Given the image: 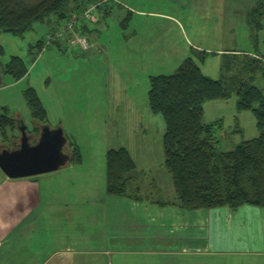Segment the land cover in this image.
<instances>
[{"label": "rangeland", "instance_id": "1", "mask_svg": "<svg viewBox=\"0 0 264 264\" xmlns=\"http://www.w3.org/2000/svg\"><path fill=\"white\" fill-rule=\"evenodd\" d=\"M77 1L80 4L84 0ZM256 2L113 0L109 2L108 15L95 10L93 21H78L70 30L66 27L71 20L54 25L51 17L50 21L34 23L21 37L0 33V65L6 64L11 56H17L28 71L18 81L0 73V108L6 107L11 117L22 121L30 131L40 126L31 118L23 99L24 90L34 89L47 110L46 125L62 129L68 142L76 146L83 157L80 167L70 164L76 173L75 186L65 191L67 232L72 230L67 233V247L88 243L90 237L99 239L101 233L97 232L104 229L94 220L96 215L105 214V207L97 205L90 195L79 197L84 190L78 184L96 180V186L99 181L104 186L97 162L100 165L104 162L107 150L125 148L135 157L136 170H143L139 183L150 189V194L141 191L143 195L174 200L171 179L163 165L164 122L148 107L149 78L170 75L184 59L191 58L205 76L217 80L221 77L223 53L264 57V17L259 30H251L247 24V14ZM134 11L162 13L169 18L138 16ZM206 17L210 20L205 21ZM125 18L130 22L129 29ZM76 26H84L86 32L80 34L83 30H77ZM40 40L43 44L39 52L36 48L30 49ZM253 84L263 89L264 78L258 75ZM202 121L205 124L221 122L216 133L220 151H230L241 141L258 136L252 113L238 111L234 95L226 100L206 102ZM69 150V146L64 148L67 154ZM66 170L63 167L45 178L52 185L58 174ZM201 212L206 214L207 211ZM232 219L223 232L213 220L204 226L211 246L222 242L215 246L226 252L192 257V262L199 259L205 264L264 263V257L245 254L247 250L257 249V244H251L254 230L249 225L238 230L235 218ZM196 223L199 222L193 225ZM166 224L173 225L162 219V225ZM191 229L195 237H201L200 225L188 227ZM104 241L105 238L98 240Z\"/></svg>", "mask_w": 264, "mask_h": 264}, {"label": "trees", "instance_id": "2", "mask_svg": "<svg viewBox=\"0 0 264 264\" xmlns=\"http://www.w3.org/2000/svg\"><path fill=\"white\" fill-rule=\"evenodd\" d=\"M109 1L84 0L78 4L77 0H0V33L21 37L36 22H47L51 17L54 25L62 20L69 22L87 6L98 3V10ZM262 17L264 0H257L247 14L249 28L259 30ZM42 44L43 41H37L30 49L39 52ZM222 58L221 77L217 80L205 76L191 58L184 59L170 75L149 78V110L160 115L164 122L163 165L171 179L175 205L187 212L221 208L236 211L242 206L264 210V88L253 84L258 75L264 78V57L231 52L223 53ZM0 73L18 81L26 75L27 68L20 57L11 56L6 64L0 65ZM232 95L236 97L238 111L252 113L258 136L241 141L230 151H220L216 133L221 122L203 123V105ZM23 99L31 118L41 126L46 125V114L36 92L27 88ZM17 121L7 108H0V142L5 147L16 142ZM67 146L71 148V161L79 163L78 148L70 142ZM134 175L135 167L126 150L106 151L107 195L137 200V193L129 189Z\"/></svg>", "mask_w": 264, "mask_h": 264}, {"label": "crops", "instance_id": "3", "mask_svg": "<svg viewBox=\"0 0 264 264\" xmlns=\"http://www.w3.org/2000/svg\"><path fill=\"white\" fill-rule=\"evenodd\" d=\"M109 2L99 9L104 15L111 12ZM123 7L126 6L123 5ZM133 14L138 16L147 14L151 18H169L162 13L134 11ZM125 20L129 29L130 22L128 18ZM209 20L208 17L205 18V21ZM79 30H85V27ZM37 96L48 121L47 110L39 95ZM20 122L22 121L19 120L16 124ZM40 127L41 125L33 127L31 131L26 128L27 134L34 137L31 141L36 142ZM35 131L38 133L36 134ZM14 135L17 136L16 142L10 147H5L0 142V149L15 148L20 136L16 127ZM69 142L67 139V143ZM126 152L135 167V175L129 184V189L130 192L137 193L138 199L128 196L113 197L105 193L104 155V162L101 165L97 162L98 172L104 179V186L100 184V181L96 186V180L90 181V184H78V187L82 186L84 190L79 197L90 195L91 199L98 202L97 205L105 207V214L96 215L94 220L102 224L104 229L97 232L101 233V236L99 239L96 236L94 238L96 241L90 237L88 243H79L77 246L67 247L66 245L67 233L72 230L67 232L68 202L65 191L67 187L75 186L76 173L73 172L70 164L80 167L83 159L80 153V162L74 163L70 159L64 166L68 170L64 174H58L52 185L45 178L49 173L9 179L0 171V264H205L202 260L192 262L191 259L226 252L215 246L221 245L222 242L211 246L210 235L204 234L205 224L213 220V223L223 232L233 220L232 218H235L238 230L246 225L254 230L252 231L254 240L251 244H257V249L247 250L245 254L264 257V213L261 212L263 210L258 211L259 209L253 207L242 206L233 212L227 208L207 211L206 214L201 212L204 210L186 212L175 205V198L165 201L159 197L151 198V195H143L141 191L150 194L148 192L150 189L142 187L139 183L138 177L142 175L143 170H136L135 157L127 150ZM87 171L90 176V170ZM152 187L155 191L157 190L155 186ZM161 202L166 205L162 206ZM194 212L198 214L194 216ZM211 212L212 215H210ZM162 219H166L173 225H162ZM197 221L199 223L193 225ZM198 225L203 229L201 237H195L192 229L188 230V227ZM207 230L210 233V229L207 228ZM102 238H105V241L98 242ZM195 239L198 241L195 242ZM179 240L183 241L178 243Z\"/></svg>", "mask_w": 264, "mask_h": 264}, {"label": "water", "instance_id": "4", "mask_svg": "<svg viewBox=\"0 0 264 264\" xmlns=\"http://www.w3.org/2000/svg\"><path fill=\"white\" fill-rule=\"evenodd\" d=\"M19 132L15 148L0 149V171L9 179H20L58 171L66 166L70 157L65 153L67 138L62 129L47 125L39 128L34 144L22 122L16 124Z\"/></svg>", "mask_w": 264, "mask_h": 264}, {"label": "built area", "instance_id": "5", "mask_svg": "<svg viewBox=\"0 0 264 264\" xmlns=\"http://www.w3.org/2000/svg\"><path fill=\"white\" fill-rule=\"evenodd\" d=\"M99 4H91L89 6L86 7V9L76 18L72 19L70 23H68L66 30H70L73 28V26L75 25L74 23L79 20H85V21H93V13L96 10L97 6ZM83 43H86L85 41H83Z\"/></svg>", "mask_w": 264, "mask_h": 264}]
</instances>
